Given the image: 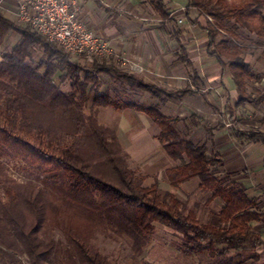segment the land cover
Masks as SVG:
<instances>
[{"label": "trees", "instance_id": "trees-1", "mask_svg": "<svg viewBox=\"0 0 264 264\" xmlns=\"http://www.w3.org/2000/svg\"><path fill=\"white\" fill-rule=\"evenodd\" d=\"M204 1L211 9L206 14L214 20L204 29L208 55L223 70H229L239 103L259 105L264 100V88L257 90L256 96L243 94L246 81L257 77L244 61L245 47L239 46L232 34L239 28L264 39V0H187L186 17L191 8ZM152 4L161 19L168 20L162 2L154 0ZM231 21L229 30L224 23ZM218 30L231 38L217 41ZM12 32L21 41L7 48L0 62V103L6 114L3 121L0 119V145L38 165L62 169L63 174L56 187L46 184L40 188L7 180L0 167V179L9 196L8 204L0 201V264L15 261L9 252H24L32 264H44L53 248L63 258L61 264H113L92 243L99 231L107 238H125L132 260L137 261L146 253L156 224L181 236L180 250L185 255H196L205 247L228 250L264 246L249 225L258 216L250 212L252 202L244 189L226 176L225 184L217 178L220 169H210L214 162L221 167V162L209 156L205 146L181 138L173 122L156 108L131 101L120 104L110 92H100L97 74L154 97L173 93L148 85L112 63L94 62L91 67H82L29 28L0 15V47ZM35 51L41 52L38 60L33 58ZM107 107L133 109L154 122L160 129L157 141L163 153L176 165L165 171L169 186L178 190L197 180L201 189L213 192V197L223 202L220 219L224 227L201 224L183 215L170 193L159 195L157 182L145 186L146 175L129 166V155L116 133L99 121V110ZM232 135L239 142L264 143V136L256 131L232 130ZM66 137L75 140L67 151L44 152L41 148L44 138L54 141ZM54 230L62 232L68 251L55 247L51 239L45 242Z\"/></svg>", "mask_w": 264, "mask_h": 264}, {"label": "crops", "instance_id": "crops-1", "mask_svg": "<svg viewBox=\"0 0 264 264\" xmlns=\"http://www.w3.org/2000/svg\"><path fill=\"white\" fill-rule=\"evenodd\" d=\"M75 1L87 29L107 40L123 58L141 69L124 71L173 93L169 97H154L143 91L147 96L143 99V92L139 91L140 95L133 96L142 101L131 102L156 108L173 122L181 138L205 146L207 154L221 162V174L241 185L252 202L250 212L258 219L249 225L264 241V143L239 142L232 135V130H237L256 131L264 136V100L257 106L239 103L229 70H223L208 55L206 25L197 20L196 8L190 9L187 18V0H160L168 14L164 21L153 8L154 0ZM16 7L17 0H4L0 15L17 23ZM182 11L183 27L176 25ZM20 41L16 33L6 35L0 47V62L4 51ZM246 57L244 61L249 64ZM252 69L259 74L255 75V88L263 89L264 66L252 64ZM100 85V92L111 93L113 88L109 84ZM99 121L116 133L129 155V166L141 169L148 187L157 182L158 192L165 194L181 191L189 183L178 190L169 186L165 171L176 165L163 153L157 141L160 129L147 115L133 109L107 107L99 110ZM154 126L157 129L150 132ZM180 253V264H264V246L228 250L205 247L196 255H185L181 250Z\"/></svg>", "mask_w": 264, "mask_h": 264}, {"label": "rangeland", "instance_id": "rangeland-1", "mask_svg": "<svg viewBox=\"0 0 264 264\" xmlns=\"http://www.w3.org/2000/svg\"><path fill=\"white\" fill-rule=\"evenodd\" d=\"M200 3L196 8L198 13V21L202 25L213 24L214 20L208 16L206 13L207 10L211 11L209 6H206L207 2ZM181 17L177 18L176 25L184 26V13L181 12ZM264 14V10H263ZM172 17V15H170ZM181 20L182 23L179 24L177 21ZM19 25L18 23H16ZM227 29H231L233 22L224 23ZM22 28L25 26L19 25ZM233 39L239 46L245 47V53L243 57L248 58L249 65L252 68V64H260L264 66V39H259L255 37L253 34H249L246 31L239 29L232 34ZM231 38V35L225 31L218 30L217 41L220 38ZM7 41V46H8ZM41 57L40 51H35L33 53V58L38 60ZM75 60V59H74ZM77 61V60H75ZM79 64L81 63L80 61ZM82 67H91V65H87L84 63L80 64ZM254 75H259L254 73ZM97 82L99 85L101 82L104 84H109L111 89V95L113 98L120 99V104L125 103L127 101H134L140 103V100L137 97H134V94H139V90L137 88H131L129 85L120 81H116L114 79L108 80V77L105 74H97ZM255 80H247L245 83V87L243 89V94L246 96H256L257 90H262L261 88H255L254 85ZM124 85L122 88L120 85ZM113 85V86H112ZM152 85V84H148ZM101 88V85L99 86ZM99 88V89H100ZM143 92V91H142ZM144 95V92L141 94ZM147 98L144 95V98ZM4 104L0 103V119L3 121L5 119L4 113ZM19 123V122H18ZM8 124V122H7ZM155 127V126H154ZM150 129L149 131H153L155 128ZM19 132V129H15L14 132ZM250 131H245V133ZM36 139V137L34 138ZM42 150L44 152H48L49 150H61L67 151L68 149L74 146L75 140L73 138H62L59 140L49 141L48 139H42ZM137 143H134V146ZM0 167L3 170L4 176L7 180H11L19 185H32L35 187H43L48 184L50 186H57L60 182V176L63 174L62 169H54L51 165H38L31 161L30 159H26L24 157L19 156L17 152L12 150L10 147L7 148L5 145H0ZM133 170L140 172L141 175H145L142 173L140 168H136L134 165L130 166ZM211 170H216L220 172L218 163H213L210 167ZM218 179L224 181L225 184L226 178L222 174L217 175ZM148 187V183L145 184ZM53 195V191L50 189ZM50 192V193H51ZM172 197L179 203V210L183 215H190L196 219L201 224H210L215 228L224 227L226 224L223 220L220 219L221 209L224 207L223 202L219 198L213 197V192L203 190L199 187V182L197 180H192L186 186L183 187L181 191H173L170 193ZM160 196H164L163 193L159 194ZM0 201L2 204L9 203V196L6 192V184L3 179H0ZM111 238H107L103 232L99 231L95 234L93 239V245L98 248V250L108 257L113 264H180L183 256L180 253V245L182 243L181 236L175 234L171 230L163 228L162 226L156 224L154 233L151 237V242L147 248L146 253L137 261L132 260V252L128 247V241L125 238L116 237L111 235ZM53 240L55 247H60L63 252L68 251L70 247L66 242L63 234L60 230H54L51 235L48 237L46 241ZM10 255H13L15 261L12 264H32L30 258L24 253H15L9 252ZM60 259V261H59ZM65 259V258H64ZM63 262V258H59L56 254L55 248L52 249L47 261L44 264H61Z\"/></svg>", "mask_w": 264, "mask_h": 264}, {"label": "built area", "instance_id": "built-area-1", "mask_svg": "<svg viewBox=\"0 0 264 264\" xmlns=\"http://www.w3.org/2000/svg\"><path fill=\"white\" fill-rule=\"evenodd\" d=\"M3 1L0 0V8ZM15 16L19 25L29 28L81 63L106 62L123 70L141 71L107 40L87 29L80 19L75 0H17ZM177 22L182 23L181 20Z\"/></svg>", "mask_w": 264, "mask_h": 264}]
</instances>
